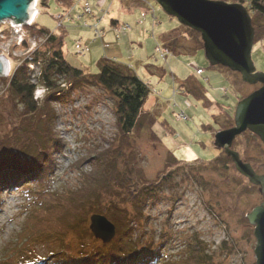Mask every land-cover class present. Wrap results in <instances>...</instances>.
Listing matches in <instances>:
<instances>
[{
  "label": "rangeland",
  "instance_id": "rangeland-1",
  "mask_svg": "<svg viewBox=\"0 0 264 264\" xmlns=\"http://www.w3.org/2000/svg\"><path fill=\"white\" fill-rule=\"evenodd\" d=\"M39 1L45 5L37 8L36 23L57 35L65 32L64 54L72 67L97 76L99 62L107 59L128 70H131L128 66L133 67L130 72L149 85L151 93L142 112L141 128L132 135V151L127 153L133 152L136 168L143 171L146 181L157 180L171 161V153L190 165L174 171L170 182L159 186L145 201L141 226L134 227L143 245H162L158 264L186 261L196 242L208 255L209 264H256L254 227L246 217L264 203L259 188L251 187L231 166L220 172L211 169L198 172L199 165L191 167L195 160L209 163L222 154L215 147V137L220 131L213 136V130L223 132L233 128L235 122L229 114L235 116L236 97L246 99L261 86L244 83L238 73L221 68L212 70L205 51L197 44L198 37L169 17L155 0H75L74 6L66 11L57 0H38V4ZM86 4L91 7L89 15L84 13ZM143 13L146 19L141 18ZM113 20H119L123 26L115 27ZM30 27L24 28L22 35H16L11 21L0 25L3 32H0V57L8 60L10 69L6 77L0 78V140L11 136L17 126L7 99V82L20 67L29 64L31 83L36 86L34 99L39 107L50 93L62 95L51 103L55 114L53 131L59 142L50 152L53 164L47 185L52 193L68 199L69 194L73 197L83 192L85 176L98 167L100 157L113 155L111 148L119 146L114 101L100 87L75 88L73 82L63 79H59L58 90L46 91L38 77L34 80L41 70L31 62L45 39L32 34ZM122 28L127 30L122 32ZM172 30H177L180 46L176 54L166 47L163 38ZM259 39L254 41L252 59L256 71L264 73V36ZM32 65L37 68L33 70ZM199 69L203 70L201 75L197 74ZM226 77L234 84V91ZM188 79L193 81L192 90L199 87L206 91L212 105L206 107L193 95L178 93L179 86ZM182 114L187 120L177 119ZM209 126L213 129L207 130ZM239 149L244 159L250 160L249 164L264 176L261 141L246 136L239 142ZM25 185H30L32 195L37 196L38 187L26 180L0 188V264L56 256L48 262L53 264L63 261L64 247H70L80 257L100 248L109 252L122 232L114 222L118 220L122 227H127L136 215V207L123 193L117 196L104 193L100 208L93 215L104 216L116 226L114 242L105 245L95 239L90 231L91 214L81 240L72 234L63 243L39 240L35 246H28L21 235L37 213V207L24 193ZM78 200L83 202L81 198Z\"/></svg>",
  "mask_w": 264,
  "mask_h": 264
},
{
  "label": "trees",
  "instance_id": "trees-1",
  "mask_svg": "<svg viewBox=\"0 0 264 264\" xmlns=\"http://www.w3.org/2000/svg\"><path fill=\"white\" fill-rule=\"evenodd\" d=\"M57 1L64 11L70 10L75 4V0ZM223 1L246 7L255 29V39L260 40L259 38L264 36V0ZM44 5L39 1L38 8ZM36 20L29 30L32 34L45 39L41 50L36 51L31 59V62L38 65L41 70V75L37 79L38 82L49 93L51 90H58L59 79L73 82L75 88L97 86L103 89L114 101L120 141L117 148V145H113L111 148L113 155H102L98 167L85 176L84 181H87V183L83 181V184L86 183L84 185L85 191H80L79 195L73 194V197L69 194L67 195L68 199L57 193H52L48 186V178L52 169L51 163L53 162L50 152L58 147L59 140L53 131L55 114L51 103L53 100L61 98L62 95H60L61 93H50L44 105L39 107L34 99L36 86L31 83L29 64L20 67L7 82V99L15 114L13 115L16 118L17 126L11 131V136L7 135L0 140V188L8 184L15 186L18 182L25 180L27 184H35L38 187L37 196L32 195L30 185H25L22 188L27 198L36 205L37 213L28 221L21 239L28 246H35L39 240L47 243L56 241L63 243V240L71 237L72 234L81 240L83 234L86 233L89 216L93 215L96 208H100L101 196L104 193L110 196L123 193L136 207V215L128 222L127 227H122L118 220L114 222L119 229H122V232L119 233L120 236L113 244L111 251H103L100 248L88 256L80 257L75 256L70 247H66L67 249L64 247L63 261H56L53 264H158L162 258L160 253L162 245L156 247L151 244L143 245V240L139 239L134 227L141 226L145 201L157 192L159 186L170 182L174 171L184 166L190 167V165H187L189 164L186 163L187 161L177 160L172 153H169L171 161L166 164L164 171L158 175L157 180L146 181L143 171L136 168L133 152L131 155L127 153L132 151V146H130L132 135L141 128L142 112L151 93L149 85L135 73L130 72L131 70L107 59L99 62L100 73L97 76H91L86 71L72 67L64 54L65 32L63 31V35L52 33L48 29L40 27ZM113 23L117 22L113 21ZM189 31L196 35V38L198 37L197 44L200 45V49L204 50V44L200 42L201 36L190 29ZM163 38L166 39V47L168 46L167 48L170 49L171 53L176 54V48L180 47L177 42V30H172ZM184 54L187 55L188 53ZM210 68L212 70L221 68L229 73L232 72L221 66H210ZM232 74L237 75L235 72ZM226 78L232 91H234V84L228 77ZM192 83V80H186L179 86V92L187 96L193 95L198 100L203 101L204 105H207L206 107L212 105V102L206 97V91L199 87L192 90ZM233 94L235 95V93ZM236 98L238 103L245 99L239 95ZM229 117L235 122L234 114H229ZM152 124L155 125V122ZM206 129L212 130L213 128L209 126ZM226 129L228 128L224 130ZM219 131L222 132L218 129L213 130V136ZM246 136L260 140L250 132L244 133L234 141L232 150L240 155L244 163L249 164L250 160L246 161L239 149V142ZM11 143L12 145H8ZM216 149L222 154L215 160L209 163L195 160L191 168L199 165L196 168L198 172L207 169L220 172L231 166L240 177L244 178L237 172L233 162L225 155L224 151L217 147ZM252 167L258 174L257 169ZM244 179L249 183L246 178ZM250 186L255 187L251 184ZM79 198L83 202L80 203ZM201 247L196 242L189 258L182 263L175 264H209L208 255ZM52 257L28 259L18 264H48L53 259Z\"/></svg>",
  "mask_w": 264,
  "mask_h": 264
},
{
  "label": "water",
  "instance_id": "water-1",
  "mask_svg": "<svg viewBox=\"0 0 264 264\" xmlns=\"http://www.w3.org/2000/svg\"><path fill=\"white\" fill-rule=\"evenodd\" d=\"M159 7L181 26L201 36L209 64L221 66L238 73L248 85L261 88L240 101L235 111V126L220 132L215 145L231 159L237 172L249 183L259 188L264 196V176L258 175L250 164L244 163L240 155L232 150L237 137L250 132L264 145V73L256 71L252 52L255 29L246 7L210 0H155ZM36 0H0V25L11 21L17 26H29L36 16ZM9 72L8 60L0 57V78ZM254 227L257 242L256 264H264V203L247 215ZM90 231L95 239L109 245L117 237V228L107 218L93 215Z\"/></svg>",
  "mask_w": 264,
  "mask_h": 264
},
{
  "label": "built area",
  "instance_id": "built-area-1",
  "mask_svg": "<svg viewBox=\"0 0 264 264\" xmlns=\"http://www.w3.org/2000/svg\"><path fill=\"white\" fill-rule=\"evenodd\" d=\"M38 7V0H36V8ZM84 13L86 14V15H89V14H91L92 12H91V7H90V5L89 4H86L85 5V9H84ZM38 15V12H37V14H36V16ZM32 25V23H30V25L29 26H31ZM12 28H13V30H14V33L16 34V35H19V34H21L22 35V33H23V31L26 29V27H25V29L23 28V26H17V25H14L13 23H12ZM127 29L126 28H122L121 29V31L122 32H125ZM1 32V34H3V32L2 31H0ZM97 32V31H96ZM22 43V42H21ZM21 43L19 44V45H21ZM77 46H79V47H77V49L78 50H80V45H77ZM158 53H159V55H161L160 54V51H158ZM162 57V56H161ZM164 58V57H163ZM32 67V69L33 70H35V68H37L36 66H31ZM38 70H40V67L38 66V68H37ZM9 71H10V69H9ZM38 72V71H37ZM41 72V71H40ZM39 73V72H38ZM203 73V70H201V69H199L198 71H197V74L198 75H201ZM8 74H9V72H8ZM7 74V75H8ZM38 76H35L34 75V80H36V78L37 77H39L40 75L39 74H37ZM47 91V90H46ZM44 93V92H43ZM177 119L178 120H180V121H185V120H187V118L184 116V114H182V115H180V116H178L177 117Z\"/></svg>",
  "mask_w": 264,
  "mask_h": 264
},
{
  "label": "crops",
  "instance_id": "crops-1",
  "mask_svg": "<svg viewBox=\"0 0 264 264\" xmlns=\"http://www.w3.org/2000/svg\"><path fill=\"white\" fill-rule=\"evenodd\" d=\"M126 4H129V3L127 2ZM130 7H131V4H130ZM129 10H130V8H129ZM142 16H145V18H143ZM142 16H141L142 19H146V17H147V16L145 15V13H143ZM113 21L117 22V23H113V25H114L115 27L123 26V24H122L119 20H118V21H117V20H113ZM123 34H124V33H123ZM165 35H166V34H165ZM128 67L131 68V70H133V67H131V66H128ZM136 75H137V74H136ZM137 76H138V75H137ZM184 82H185V81H184ZM184 82H183V83H184ZM179 93H180V92H179ZM180 94H181V93H180Z\"/></svg>",
  "mask_w": 264,
  "mask_h": 264
},
{
  "label": "bare ground",
  "instance_id": "bare-ground-1",
  "mask_svg": "<svg viewBox=\"0 0 264 264\" xmlns=\"http://www.w3.org/2000/svg\"><path fill=\"white\" fill-rule=\"evenodd\" d=\"M37 8H38V7H37ZM35 15H36V14H35ZM36 19H37V17L35 16L34 19H33V21L31 22L32 25H33V23L35 22ZM32 25H31V26H32ZM25 27H30V26H25ZM25 27L23 26V28H25Z\"/></svg>",
  "mask_w": 264,
  "mask_h": 264
}]
</instances>
